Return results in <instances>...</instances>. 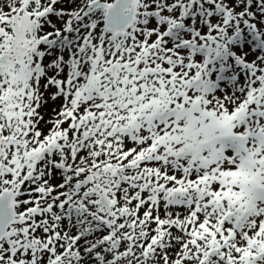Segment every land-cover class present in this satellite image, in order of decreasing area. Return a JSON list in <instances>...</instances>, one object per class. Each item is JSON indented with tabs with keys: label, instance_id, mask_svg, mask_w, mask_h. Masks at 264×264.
Returning <instances> with one entry per match:
<instances>
[{
	"label": "snow or ice",
	"instance_id": "snow-or-ice-1",
	"mask_svg": "<svg viewBox=\"0 0 264 264\" xmlns=\"http://www.w3.org/2000/svg\"><path fill=\"white\" fill-rule=\"evenodd\" d=\"M0 264H264V0H0Z\"/></svg>",
	"mask_w": 264,
	"mask_h": 264
}]
</instances>
